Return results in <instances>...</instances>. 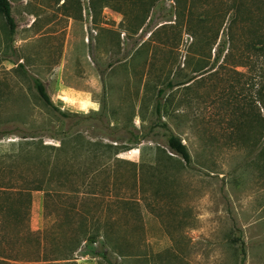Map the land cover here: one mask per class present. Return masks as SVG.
<instances>
[{
    "label": "rangeland",
    "instance_id": "1",
    "mask_svg": "<svg viewBox=\"0 0 264 264\" xmlns=\"http://www.w3.org/2000/svg\"><path fill=\"white\" fill-rule=\"evenodd\" d=\"M9 2L0 190L46 184L29 198L0 194V264H264V60L242 57L228 17L207 42L223 0ZM81 231L95 239L78 246Z\"/></svg>",
    "mask_w": 264,
    "mask_h": 264
},
{
    "label": "trees",
    "instance_id": "2",
    "mask_svg": "<svg viewBox=\"0 0 264 264\" xmlns=\"http://www.w3.org/2000/svg\"><path fill=\"white\" fill-rule=\"evenodd\" d=\"M192 1L194 2V0ZM223 2L224 4H222L221 11L215 14L216 17L221 20V23L216 28L214 27L211 28L209 36L207 38V42L210 43V41L213 40L212 44L213 45L216 44L219 33L221 32V35L224 33V31L220 30L219 27L223 24V20L226 17H228L229 25L227 28L226 35L228 37L229 35L231 36L233 35L234 37H237V33L239 32L240 41L243 43L241 49L244 54L242 55V57L252 60L251 64H254V62L264 60V0H223ZM0 15L4 18L8 26L9 32L13 33L15 30V21L11 13V4L9 0H0ZM224 44L225 42L221 44V41L217 44L213 62L208 67L211 68V70H213V68H215L218 65L219 61L221 60L222 55L225 51ZM239 67H245V65L240 64ZM194 79L196 78H190L189 80H187L186 82L180 85H186L191 81H193ZM31 81L33 84V88L35 89L37 95L42 100L44 105L54 110V112L57 113V115L61 118V120L69 121L70 114L62 112L54 106L42 81H40L38 78L35 77H31ZM172 88H174V84L172 83V81H169L165 88L159 90V94H158L159 99L157 101V107H156L158 114H160L159 108L162 103L160 97L166 90H170ZM255 103L256 105L259 104L261 108L264 109V84L261 85L257 91V99ZM258 119L259 118H257V120ZM262 122L264 124L263 120ZM71 136L72 135L70 134L69 139L71 138ZM26 138L28 137H24V139ZM139 143H140L139 140H135L134 142L135 145ZM167 147L171 153L178 155L185 163L190 164L191 158L189 152L185 144H183L179 138L170 135L167 138ZM46 164H50V162H47ZM45 184L46 181L44 180V178L38 179V180H34L30 184L29 188H24L22 190H14V191L0 190V194L3 195L9 194L12 196H19V197L27 196V198H29L31 192L43 191L45 189ZM14 204L15 203L10 204L8 206V209L16 210L14 207H12ZM29 207L30 204L28 203V200L24 201L22 209L25 215L28 214ZM11 212L16 213V211H11ZM81 235L83 239H77L78 246L85 241L95 239L94 237L95 235L93 236L90 235L86 237L83 231L80 232L79 236ZM239 248H242V246L240 245ZM240 250L244 254V249L242 248Z\"/></svg>",
    "mask_w": 264,
    "mask_h": 264
}]
</instances>
